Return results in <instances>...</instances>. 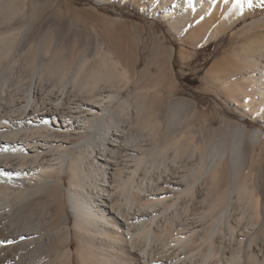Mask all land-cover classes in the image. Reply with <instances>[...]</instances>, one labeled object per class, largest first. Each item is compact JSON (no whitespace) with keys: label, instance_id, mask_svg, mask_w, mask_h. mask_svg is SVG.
<instances>
[{"label":"bare ground","instance_id":"6f19581e","mask_svg":"<svg viewBox=\"0 0 264 264\" xmlns=\"http://www.w3.org/2000/svg\"><path fill=\"white\" fill-rule=\"evenodd\" d=\"M232 18L222 19L209 37L241 19ZM198 19L194 35L201 36L214 17ZM15 39L0 18V69ZM39 47L40 54L52 57L33 65L27 83L9 82V74L0 77V264H74V255L79 264H90L91 254L97 264H264V199L260 212L249 213L247 204L258 203L259 194L241 178L242 142L259 140L264 120L248 130L242 116L227 145L229 180L221 193L209 197L197 173L178 174L175 163L158 160L171 147L172 160L181 155L182 134L163 145L155 142L148 162L151 133L130 131L135 124H148L140 104L132 114L131 100L110 92L113 102L93 96L70 107L73 90L96 94L115 84L120 62L112 60L113 68L106 69L105 62L86 68L85 61L72 70L54 63L51 47ZM249 50L238 53L241 64L233 61L234 70L225 75L232 83L224 91L228 100L264 119V45ZM178 54L184 58V51ZM183 103L177 100L170 108L178 113ZM82 109L86 114L77 115ZM73 126L83 127L86 135L71 140L82 133L70 132ZM225 148L221 142L208 148L212 164ZM122 150H129L130 159H119ZM180 187L181 194L172 195ZM243 194L247 202L240 211ZM182 201L185 207L177 206Z\"/></svg>","mask_w":264,"mask_h":264},{"label":"rangeland","instance_id":"374dc122","mask_svg":"<svg viewBox=\"0 0 264 264\" xmlns=\"http://www.w3.org/2000/svg\"><path fill=\"white\" fill-rule=\"evenodd\" d=\"M0 2V6L4 8L3 13L1 12L3 17L0 14V18H4L6 30L12 32L17 43L10 56L2 62L0 77L9 74V82L27 83L33 65L40 62L47 63L52 57L51 54L45 56L39 53V46L42 45L53 49L54 63L57 66L72 70L85 61L86 68L99 66L105 62L106 69L113 68L112 60L120 62L114 68L117 76L115 84H111L112 88L96 94L86 91L74 94L73 90L71 97L74 99L70 107H74V103L79 100L87 101L93 96L98 98L97 101L113 102L107 96L110 92L120 100L124 98L131 100L132 114L137 109L136 105L140 104L138 110L142 109L140 111L143 113L146 111L148 124L144 126L141 123L135 124L136 128L132 127L130 131L134 130L133 133L138 134L141 132L140 135L147 134L148 137L151 133L149 137L151 141L149 139L146 141L148 162L154 159L155 142L163 145L164 142L173 140V135L177 134L178 137L182 134L184 137L180 139L182 143V147L179 148L180 158L172 160L175 147H171L166 156L159 157L158 160L165 159L169 166L172 162L175 163L176 168H179L178 174L197 173L196 175L203 182L202 185L204 184L202 189L209 197L224 190L229 180L227 162L230 160V154L227 145L237 123H242L241 118L244 116V126L249 130L264 120L258 111L241 108L228 100L224 91L228 87L227 84L232 83V79H225V75L234 70L233 61L238 65L241 64V54L248 55L252 52L249 49H252L254 44L264 45V19L262 20L264 6H261L260 0H253L252 8L245 7L242 10L234 9L232 0L228 3L224 0H177L176 2L0 0ZM205 17H214V19L203 28V35H194L197 23L200 21L198 18H202V21ZM229 17H241V19L239 18L235 24L218 36L209 37L215 26L224 18L229 20ZM256 19L261 20L256 21ZM173 24L177 25L176 31L170 28ZM180 51H184V58L179 57ZM238 53L241 56H238ZM124 65L125 67L128 65L126 70H123ZM185 77H189L195 84L190 85L185 82L183 80ZM177 100L187 103L189 101L192 105L183 103L184 106L176 111L179 112L174 113L170 106ZM143 107L146 109L144 110ZM119 111L122 112V109H117V114L121 116ZM76 114H86V110L82 109ZM79 131H82L80 136L71 135L70 139L74 141L86 135L81 126H73L70 129L72 133ZM215 142H221L226 148L212 164L207 151ZM187 144L189 146L185 148ZM193 146H196V149ZM242 148L241 178L244 177L246 180L248 190H253L255 187L259 194L258 203L255 204L252 199L247 204L250 205L247 209L249 213L253 209L260 212L264 199V134L257 141L244 139ZM192 151L194 156L191 161L189 158ZM129 155H131L129 150H122L119 159H130ZM213 176L216 182L213 183L216 186L211 183ZM218 183L220 186H217ZM65 184L67 185V181ZM183 188L174 189L172 195L181 194L179 191ZM243 195L241 199L244 198V205L243 200H241L242 204L241 202V205L239 204L240 207L238 205L240 211L247 202L246 196ZM185 204L182 201L177 206L185 207ZM91 257L93 260L90 264H97V259L92 254ZM79 261L81 263V259L74 255V264H79Z\"/></svg>","mask_w":264,"mask_h":264},{"label":"snow or ice","instance_id":"6c2138e0","mask_svg":"<svg viewBox=\"0 0 264 264\" xmlns=\"http://www.w3.org/2000/svg\"><path fill=\"white\" fill-rule=\"evenodd\" d=\"M225 3H228L229 0H224ZM261 6H264V0H260ZM232 7L234 9H240L243 8H252L253 7V0H232ZM4 151H7V149H3Z\"/></svg>","mask_w":264,"mask_h":264},{"label":"trees","instance_id":"16d2710c","mask_svg":"<svg viewBox=\"0 0 264 264\" xmlns=\"http://www.w3.org/2000/svg\"><path fill=\"white\" fill-rule=\"evenodd\" d=\"M183 80H184L185 82L189 83L190 85L195 84V82L192 81V80H190L189 77H185Z\"/></svg>","mask_w":264,"mask_h":264}]
</instances>
